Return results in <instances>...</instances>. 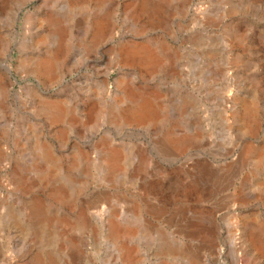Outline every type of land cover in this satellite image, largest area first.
I'll use <instances>...</instances> for the list:
<instances>
[{"label":"rangeland","instance_id":"obj_1","mask_svg":"<svg viewBox=\"0 0 264 264\" xmlns=\"http://www.w3.org/2000/svg\"><path fill=\"white\" fill-rule=\"evenodd\" d=\"M0 62V264H264V0H0Z\"/></svg>","mask_w":264,"mask_h":264},{"label":"bare ground","instance_id":"obj_2","mask_svg":"<svg viewBox=\"0 0 264 264\" xmlns=\"http://www.w3.org/2000/svg\"><path fill=\"white\" fill-rule=\"evenodd\" d=\"M162 4V3H161ZM57 32H61L62 28L58 25L56 27ZM100 33V31L98 32ZM100 33L99 35H101ZM61 36L60 33L57 34V39H56V44L54 50L51 52L49 56L42 57L40 59H37L35 61V66H36V71L39 73L47 74L49 76H52L55 72V65H56V52L62 47V41H61ZM119 52L121 53L124 51V53L129 57L130 59H142L146 60L148 62H155L156 61V54L155 52L146 44L143 43H134L132 45H128L122 48V46L118 49ZM2 66L0 62V67ZM8 70L9 68L6 67ZM43 109L47 112L48 116L52 120H57L62 115L66 114V109L60 104L58 101H49V102H44V107ZM158 106L154 104L150 99L146 97H140L136 105L127 110L123 115H122V122L123 123H136L140 124L144 120L150 119L154 117L157 112H158ZM69 113L72 111H68ZM113 115V113H112ZM72 116V115H71ZM184 137V136H183ZM186 140V138H185ZM118 151L115 148H110L108 150L107 155L104 157L105 163L108 167V170H112L114 167L117 166L118 162ZM121 166V164H120ZM111 175V174H110ZM264 184V181H263ZM32 211L36 213V215H39L42 217V219L48 223L52 220L49 216H45L42 213V207L41 204L38 201H34L32 204ZM86 218H83L82 222H85ZM110 232L113 236H118L121 234L123 231L120 229V227L111 221L110 223ZM123 249V254L129 258L131 256V248L129 246H122ZM166 253L169 254L170 256H176L181 259V261H184L185 264H196L198 261V254L195 252L191 251L189 248L184 249L182 247H174V246H169L166 250ZM169 263V262H167Z\"/></svg>","mask_w":264,"mask_h":264},{"label":"water","instance_id":"obj_3","mask_svg":"<svg viewBox=\"0 0 264 264\" xmlns=\"http://www.w3.org/2000/svg\"><path fill=\"white\" fill-rule=\"evenodd\" d=\"M8 73H11V67H10V69L7 71ZM14 79H15V77H14Z\"/></svg>","mask_w":264,"mask_h":264}]
</instances>
